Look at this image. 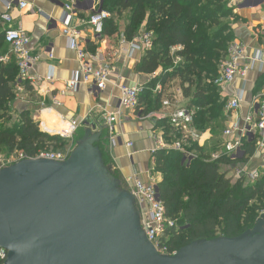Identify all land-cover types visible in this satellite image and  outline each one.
Masks as SVG:
<instances>
[{
    "label": "trees",
    "instance_id": "obj_1",
    "mask_svg": "<svg viewBox=\"0 0 264 264\" xmlns=\"http://www.w3.org/2000/svg\"><path fill=\"white\" fill-rule=\"evenodd\" d=\"M116 6L122 10L130 9V21L123 34L127 40L143 23L146 31L154 33L153 47L145 51L135 71L152 75L162 69L160 76L139 96L135 111L145 115L159 110L162 95H153L150 89L157 82L165 84L178 79L185 97L192 89L191 104L199 108L193 117L195 128L204 130L209 122L223 117L225 101L212 81L228 44L233 41L226 25L220 23L221 18L232 17L224 0H206L204 5L198 0H116ZM117 32L112 21H105L103 36ZM3 45L0 33V55ZM173 46L182 48L175 54L181 61L170 72H165L172 66L169 49ZM7 64L0 62V119L4 117L2 112L7 104L15 97L13 82L17 67L13 58ZM158 126L163 127L167 138L169 128L165 122L161 121ZM55 141L61 142L57 136L42 132L24 110L19 112L16 132L0 128V149L11 150L20 144L24 153L32 155L47 145L57 149ZM256 147V139H243L241 159L220 156L210 161L202 148L192 145L195 155L187 158L188 165L180 163L183 155L178 151L155 152L154 170L161 175L156 185L159 199L165 216L176 221V229L169 234L170 248L177 251L195 240L233 238L254 225L264 210V174L251 184L245 177H227L228 172L222 167L247 162Z\"/></svg>",
    "mask_w": 264,
    "mask_h": 264
},
{
    "label": "water",
    "instance_id": "obj_2",
    "mask_svg": "<svg viewBox=\"0 0 264 264\" xmlns=\"http://www.w3.org/2000/svg\"><path fill=\"white\" fill-rule=\"evenodd\" d=\"M106 133L101 119L87 118L64 161L22 159L0 168L3 264H264V214L236 237L157 253L135 197L106 159Z\"/></svg>",
    "mask_w": 264,
    "mask_h": 264
},
{
    "label": "crops",
    "instance_id": "obj_3",
    "mask_svg": "<svg viewBox=\"0 0 264 264\" xmlns=\"http://www.w3.org/2000/svg\"><path fill=\"white\" fill-rule=\"evenodd\" d=\"M25 1L27 2L26 9L20 11L14 8L10 11V15L13 18L11 26L21 28L29 36L31 53L38 57V61L32 67L30 74L44 78L50 73L52 80L50 82L42 81L37 86L32 87L28 83H20L16 75L13 82V89L16 94L15 106H21V110L27 111L32 120L39 125L41 131L53 135L60 130H64L70 120L101 119V115L104 112L110 113L117 110L118 85L122 84L130 87L145 85L148 87V84L162 73L161 68L152 75L135 71L136 65L144 55L142 52L132 53L130 59L125 56V44L122 42H129L146 31L145 23H143L140 26L143 29L142 31H139V28L130 40L125 38L123 34L129 23L128 19L122 23L120 16L122 14L124 16L130 9L122 10L118 8L116 0H79L75 5V14L72 17L71 24L81 32V45L91 53H98L101 59L110 60L115 72L111 78L110 85L101 93H90L81 84L76 92H64L66 83L77 71L76 55L68 49L66 39L60 34V21L63 16L65 0ZM198 1L200 5L206 4V0ZM224 2L227 8L231 9L232 17L221 18L220 23L226 25L233 41L237 40L246 45L248 57L257 52L264 59V0H224ZM210 8L212 7L210 6ZM92 10L106 12L108 14L106 21H112L117 26V34L112 36L102 35L99 39H95L91 30L85 25V21ZM113 10H116V17L112 15L111 11ZM4 12V0H0V17ZM2 29L3 26L0 24V33H2ZM2 51L0 62L8 65L7 63L12 59L8 46L3 45ZM49 51L52 53L51 59L48 57ZM172 81L176 84L174 95L178 100L179 106L198 108L191 104L192 89L190 95L185 97L178 85V79H173ZM167 83L169 81L163 84L164 89ZM263 83L264 63L256 62L246 82L243 83L237 80L222 93L223 97L221 92L219 96L226 102L236 93L242 92L243 101L236 113L237 119L241 122V119L248 114L252 105L264 99V96H261ZM25 84L26 87H24ZM152 94L155 95L154 93ZM168 95H173V93ZM54 100L59 102L60 106H55L53 104ZM139 112L121 110V116L117 119L115 128L121 135L122 141L111 147L106 139L107 155L121 179L124 180L132 174H138L143 179L150 177L157 185L161 180V175L154 170L155 153L150 154L149 151L153 147L155 134L160 133L163 127L158 126L159 121L140 119L141 113ZM233 120V116L229 118V116L227 117L224 114L223 108V117L209 122L204 130H198L193 125L199 135V140L186 147L188 155H183V158L190 159L195 155V152L191 149L192 145L202 148L204 153L209 156L210 161H214L212 157L215 155L219 158L223 153V144L231 140L230 137L223 135V131ZM215 125L220 128L215 130ZM212 129L215 132H212ZM256 136L257 134H249L244 139L247 141L258 140L259 137ZM238 137H240L239 134L234 135L232 140ZM124 141L133 143V154L130 159L126 157L127 151L122 145ZM263 156L264 148L261 149L257 146L254 154L247 162L238 163L230 167L224 166L222 170L229 172L230 174L228 173V175L230 176L235 173L236 169H243L245 173H249L259 168Z\"/></svg>",
    "mask_w": 264,
    "mask_h": 264
},
{
    "label": "built area",
    "instance_id": "obj_4",
    "mask_svg": "<svg viewBox=\"0 0 264 264\" xmlns=\"http://www.w3.org/2000/svg\"><path fill=\"white\" fill-rule=\"evenodd\" d=\"M79 0H65L63 5V16L60 21V34L67 41L70 51L75 53L77 60V71L71 79L66 83L64 92H76L79 85H84L90 93L98 94L106 90L111 83V78L115 72V68L110 60L101 59L98 53H91L81 45V32L72 26V17L75 14V5ZM5 12L0 17V24L3 26L2 35L5 45L8 46L9 52L14 59L17 67V78L20 83H28L32 87L37 86L42 81L50 82L52 75L49 73L46 77L41 78L37 75H31V69L38 61V57L31 53L30 38L21 29L11 26L13 18L10 15L12 9L24 10L27 7L25 0H4ZM108 18V14L102 10H92L85 21V25L91 30L95 39H99L103 34L104 23ZM154 33L153 31H145L139 34L131 41L125 44L124 53L127 59H130L132 53L150 50L153 47ZM180 46H173L169 49L171 64L176 67L180 63V58L176 57V52L180 51ZM48 57L52 58L49 51ZM259 53H255L251 57L247 56V47L243 42L232 41L228 44L226 54L218 65V72L213 79V85L222 93L230 88L237 80L246 82L248 75L253 70L256 62H263L264 59ZM3 60V59H2ZM145 85L126 86L118 85V108L110 113H103L101 120L107 130V141L111 147L122 141L121 135L116 131L115 124L121 116V110L135 111L138 106L139 96L143 94ZM154 94H161L160 109L145 115H140V119L149 121L165 122V126L169 128L167 138L164 131L155 134L153 139V147L149 153L154 154L158 150H175L182 155L187 156L186 147L199 140V135L193 127V117L199 108L180 107L175 95H165L164 86L157 83L151 90ZM264 96V83L261 87V96ZM223 97V96H222ZM243 101L242 92L236 93L224 103V114L229 118L233 116L234 120L223 131L225 137L231 140L223 144V153L230 159H241L243 157L242 139L249 134L259 137L257 146L264 148V99L257 101L252 105L247 115L241 122L237 119L236 113L240 109ZM55 106L60 103L53 102ZM82 121L70 120L64 130H60L53 135L62 140L65 145L61 148L54 149L47 145L44 149L37 150L34 154L29 155L23 153L19 160L22 159H46L61 162L67 159L73 145L74 134L81 127ZM43 132V131H42ZM45 133V132H44ZM50 134V133H49ZM239 134L240 137L232 140L234 135ZM256 136V137H257ZM255 138V137H254ZM123 147L127 151L126 157L130 159L133 152L132 142H122ZM217 155L212 157L216 160ZM18 160V161H19ZM262 174H264V156L261 159L258 169L245 173L243 169H236L233 176L235 178L245 177L247 182L254 183ZM124 182L135 197L136 204L140 211L141 226L144 230L147 240L152 244L157 253L172 256L177 251L168 245L169 234L176 229V221L165 216V210L159 199L158 190L155 182L149 177L143 179L138 174H132L124 179ZM264 214L262 210L259 214ZM6 251L0 249V264H3L6 258Z\"/></svg>",
    "mask_w": 264,
    "mask_h": 264
},
{
    "label": "rangeland",
    "instance_id": "obj_5",
    "mask_svg": "<svg viewBox=\"0 0 264 264\" xmlns=\"http://www.w3.org/2000/svg\"><path fill=\"white\" fill-rule=\"evenodd\" d=\"M107 9H108V7H107ZM115 11L116 10L111 11L112 15L116 14ZM127 15H129V16H127ZM115 17H116V15H115ZM120 17H121L120 20H121L122 23H123V21H126L127 19H128V23H129V21H130V11L126 12V14H124V16L122 14ZM122 17H123V19H122ZM140 30L142 31L143 29L140 28L139 31ZM173 68L174 67L171 66L165 72H170L171 69H173ZM172 80H170L169 83H167L166 86H165V89H164L165 95H168L169 93L175 94L174 92H175L176 84H174ZM13 93H14L15 97L13 98L12 101H10L7 104V106L5 107V111L2 112V113H4V117L2 119H0V128L7 129L8 131H15L16 132L17 129H18V123H19V112H21L23 110H21V106H19V107L15 106L16 94L14 92V89H13ZM219 128L220 127L218 125H215V130H218ZM215 130L212 129V132H215ZM55 143L57 144L58 148H61V147H63L65 145V143L62 140H61V142L55 141ZM103 143H104L103 146H106V143L104 141H103ZM104 148H105L104 152H105L106 159L110 162V159H109V157L107 155V146L104 147ZM23 153H24L23 147L20 144L15 146L11 150L9 148H7V147H2L0 149V168L8 166L10 164H13V163L17 162L20 159V157L22 156ZM180 163L188 165L189 164V160L187 158H183L182 157ZM227 177H231V178L235 179V177L232 174H231V176L227 174Z\"/></svg>",
    "mask_w": 264,
    "mask_h": 264
}]
</instances>
